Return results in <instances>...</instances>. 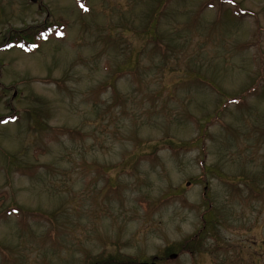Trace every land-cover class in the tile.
Returning a JSON list of instances; mask_svg holds the SVG:
<instances>
[{"label":"rangeland","instance_id":"rangeland-1","mask_svg":"<svg viewBox=\"0 0 264 264\" xmlns=\"http://www.w3.org/2000/svg\"><path fill=\"white\" fill-rule=\"evenodd\" d=\"M207 1L0 0L59 29L0 51V264H264V0Z\"/></svg>","mask_w":264,"mask_h":264},{"label":"trees","instance_id":"trees-1","mask_svg":"<svg viewBox=\"0 0 264 264\" xmlns=\"http://www.w3.org/2000/svg\"><path fill=\"white\" fill-rule=\"evenodd\" d=\"M171 0H169L170 3ZM78 5L81 7V4L85 6L86 0H76ZM168 2V1H167ZM211 2L213 4L217 2L218 5V13L223 14L227 12V10L232 11L233 16L237 20H241L242 18L251 15L253 16L254 13L249 11H242L240 8V5L234 1L231 0H209L207 2L202 3L200 6V12H204L207 8L213 7L212 5H209ZM155 23H148V29H153ZM146 31V30H145ZM151 32V31H150ZM59 29L53 25L52 23L49 25L48 23H44L39 26H34L27 28L19 33H17L16 36L12 37L11 39H8L6 43L2 46H0V51H9L14 49H25L28 52H35L39 48V44L42 42H45L49 39L50 36H56L59 35ZM149 33V32H148ZM259 83V82H258ZM258 83L248 88L242 96L234 98L232 102L237 103L239 105L242 103V100L247 97L248 95L254 96L257 95L259 90H264V88H261L258 86ZM264 87V86H263ZM5 197L4 193H0V198ZM1 203V201H0ZM26 213H29L32 215V217H28ZM10 217H14L17 224H27L28 221H38L39 223L45 224L49 222V219L43 218L44 216H41V214L33 211H25L20 207H17L15 205H10L8 209H4L2 206L0 207V219H8ZM41 218V219H40ZM117 264H121V262H118Z\"/></svg>","mask_w":264,"mask_h":264},{"label":"water","instance_id":"water-1","mask_svg":"<svg viewBox=\"0 0 264 264\" xmlns=\"http://www.w3.org/2000/svg\"><path fill=\"white\" fill-rule=\"evenodd\" d=\"M31 1L35 2V0H31ZM171 258H173V257H171ZM154 261H155V258L153 259V263H150V264H155ZM140 264H148V263H140Z\"/></svg>","mask_w":264,"mask_h":264},{"label":"snow or ice","instance_id":"snow-or-ice-1","mask_svg":"<svg viewBox=\"0 0 264 264\" xmlns=\"http://www.w3.org/2000/svg\"><path fill=\"white\" fill-rule=\"evenodd\" d=\"M81 8H84L85 11L88 10L87 8H85V6L83 4H81Z\"/></svg>","mask_w":264,"mask_h":264}]
</instances>
